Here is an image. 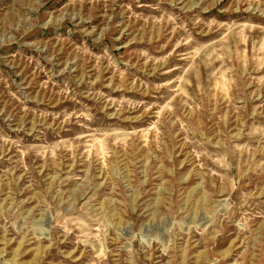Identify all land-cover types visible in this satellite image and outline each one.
<instances>
[{"label": "rangeland", "instance_id": "rangeland-1", "mask_svg": "<svg viewBox=\"0 0 264 264\" xmlns=\"http://www.w3.org/2000/svg\"><path fill=\"white\" fill-rule=\"evenodd\" d=\"M0 264H264V0H0Z\"/></svg>", "mask_w": 264, "mask_h": 264}]
</instances>
